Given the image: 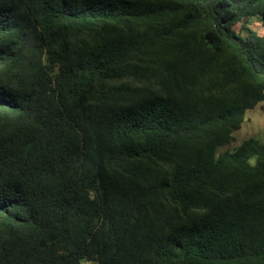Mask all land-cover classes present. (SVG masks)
<instances>
[{
  "label": "trees",
  "instance_id": "obj_1",
  "mask_svg": "<svg viewBox=\"0 0 264 264\" xmlns=\"http://www.w3.org/2000/svg\"><path fill=\"white\" fill-rule=\"evenodd\" d=\"M261 101L264 0H0V264H264Z\"/></svg>",
  "mask_w": 264,
  "mask_h": 264
},
{
  "label": "rangeland",
  "instance_id": "obj_2",
  "mask_svg": "<svg viewBox=\"0 0 264 264\" xmlns=\"http://www.w3.org/2000/svg\"><path fill=\"white\" fill-rule=\"evenodd\" d=\"M256 18L251 19L248 17V25L262 31L261 27L259 26L260 18L259 16H256ZM238 28L240 29V25H237V28L235 26L234 30L239 32ZM233 136L234 140L225 147H222V150H231L235 145H238L243 139L248 137L256 138L259 141H264V101L259 102L256 106L246 112L245 119L242 122L241 127L234 131ZM82 264L86 263L83 262Z\"/></svg>",
  "mask_w": 264,
  "mask_h": 264
},
{
  "label": "water",
  "instance_id": "obj_3",
  "mask_svg": "<svg viewBox=\"0 0 264 264\" xmlns=\"http://www.w3.org/2000/svg\"><path fill=\"white\" fill-rule=\"evenodd\" d=\"M91 264H94V262H92Z\"/></svg>",
  "mask_w": 264,
  "mask_h": 264
}]
</instances>
